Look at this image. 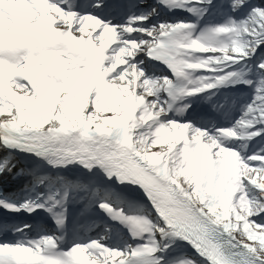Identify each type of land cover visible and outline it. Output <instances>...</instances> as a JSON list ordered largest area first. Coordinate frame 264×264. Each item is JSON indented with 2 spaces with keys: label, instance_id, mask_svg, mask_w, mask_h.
Instances as JSON below:
<instances>
[{
  "label": "snow or ice",
  "instance_id": "1",
  "mask_svg": "<svg viewBox=\"0 0 264 264\" xmlns=\"http://www.w3.org/2000/svg\"><path fill=\"white\" fill-rule=\"evenodd\" d=\"M0 264H264V0H0Z\"/></svg>",
  "mask_w": 264,
  "mask_h": 264
}]
</instances>
